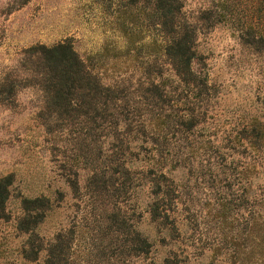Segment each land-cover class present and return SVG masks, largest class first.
Instances as JSON below:
<instances>
[{"label":"rangeland","instance_id":"rangeland-1","mask_svg":"<svg viewBox=\"0 0 264 264\" xmlns=\"http://www.w3.org/2000/svg\"><path fill=\"white\" fill-rule=\"evenodd\" d=\"M221 1L183 0L192 20L207 7L214 9V21L210 26L202 25L197 41L216 90V97L210 101V119L219 130L247 122L253 114H264V52L254 51L239 36V22L251 20L256 25L262 20L263 16H258L262 11L256 10L254 0H229L228 8H222ZM157 20L155 0H0V76L12 71L20 82L14 105H0V177L11 174L12 178L5 215L0 218V264L42 261L45 251L32 259L27 233L16 224L24 212L23 197L37 195L48 196L50 203L35 225L32 239L45 247L59 229H74L68 264H144L141 254L119 257L110 249L104 256L98 253V224L105 220L99 221L103 218L99 217L101 199L110 206L117 201L129 216V223L152 242L156 260L170 246L181 249L187 243L190 256L200 264H231L226 257L230 252L252 249L250 197L241 205L236 199L237 185L222 182L217 190L207 181L191 178L185 168L173 169L171 174L181 193L177 210L181 232H174L175 242L167 243L168 235L163 241L165 231L144 207L148 196L144 184L128 188L129 180L121 173L115 174L118 181L112 183L109 139L102 144L99 157L95 155L98 147L90 143L93 150L81 167L75 161L76 135L81 130L75 124L52 121L56 124L49 131L42 124L39 111L43 92L28 83L30 46L68 38L104 82L125 83L128 77L134 82L142 76L141 66L154 63L158 56ZM236 154V158H252L250 151ZM92 173L105 180L89 182ZM247 176L250 196L256 179L252 172ZM116 184L122 190L117 194L113 193ZM127 188L129 193L124 192ZM217 192L230 202L224 210L218 207L221 199ZM246 235L248 238H241ZM237 241H243V247L237 248ZM108 242L104 236V243L99 245ZM24 246L28 256L23 255Z\"/></svg>","mask_w":264,"mask_h":264},{"label":"trees","instance_id":"trees-1","mask_svg":"<svg viewBox=\"0 0 264 264\" xmlns=\"http://www.w3.org/2000/svg\"><path fill=\"white\" fill-rule=\"evenodd\" d=\"M254 2L256 10L262 11L263 15L258 12L262 20L256 25L251 20L239 22V36L254 51L264 52V0ZM229 5V0L221 1L222 8ZM155 15L159 31L155 43L158 56L154 63L141 66L142 76L134 82L131 77L125 78V83L104 82L79 56L68 38L50 45L30 46L28 83L36 84L43 92L39 111L42 124L49 131L56 123L75 124L81 130L76 135L75 157L81 167L93 150L89 144L98 147L95 155L99 157L102 144L109 139L112 183L118 181L115 174L121 173L129 180L128 188L144 184L148 191L144 207L159 229L165 231L161 235L163 241L168 235L167 243L181 232L177 215L181 193L171 174L173 169L185 168L191 178L193 175L197 180L207 181L216 189L222 182L226 186L237 185L236 195L239 196L236 199L241 205L250 197L252 249L246 253L230 252L227 261L264 264V120H261L264 114H253L247 122L221 130L210 119V101L216 97V90L210 83L197 38L202 27L214 21L212 7L192 20L184 10L183 0H155ZM19 84L12 71L0 76V105H14ZM246 151L251 152L252 158H236V153ZM249 172L256 179L250 196L247 191ZM89 178L91 183L105 180L94 173ZM11 183V174L0 177V218L5 215ZM116 185L113 193L117 194L122 190ZM128 188L124 192H128ZM220 194L217 204L224 210L230 202ZM22 203L24 212L16 224L20 231L27 233L32 259L38 258L43 249L45 253L38 264H68L75 230L59 229L45 247L35 244L34 227L50 200L46 195L25 196ZM100 203L103 204L99 217L103 218L99 221L105 220L104 224H98L101 240L96 248L101 255L110 249L119 257L141 254L144 264H200L190 256L188 243L181 249L170 246L167 253L156 260L152 255V242L129 223V216L117 201L112 206L104 199ZM104 236L109 242L100 246ZM246 236L241 238H248ZM243 243L237 241L234 245L241 248ZM27 249V246L22 248L24 256H28Z\"/></svg>","mask_w":264,"mask_h":264}]
</instances>
